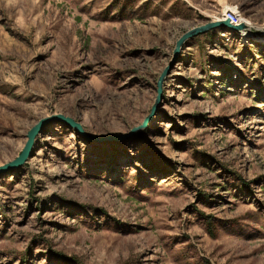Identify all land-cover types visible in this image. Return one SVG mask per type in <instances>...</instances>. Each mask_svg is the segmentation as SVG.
<instances>
[{
    "label": "rangeland",
    "instance_id": "1",
    "mask_svg": "<svg viewBox=\"0 0 264 264\" xmlns=\"http://www.w3.org/2000/svg\"><path fill=\"white\" fill-rule=\"evenodd\" d=\"M227 7L250 36L173 63ZM55 114L137 130L44 126L0 175V264H264V0H0V166Z\"/></svg>",
    "mask_w": 264,
    "mask_h": 264
},
{
    "label": "water",
    "instance_id": "2",
    "mask_svg": "<svg viewBox=\"0 0 264 264\" xmlns=\"http://www.w3.org/2000/svg\"><path fill=\"white\" fill-rule=\"evenodd\" d=\"M224 13V12H223ZM222 13V16L220 18L211 20L210 22L201 25L200 27L194 28L187 33H185L177 42V48L175 50V55H174V61L173 63L176 62V59L180 55L181 51L183 50L184 46L187 44V41L191 38H194L198 35L207 33L213 29H229L233 32H241L243 30L248 29V24L245 22L244 18L242 17L241 14V22L238 24L232 23L229 19L225 18ZM169 70L165 71L160 78L159 81V95L161 94L162 91V82L163 79L166 77L167 73ZM160 97V96H159ZM156 106L153 108L152 113L150 114L149 117L146 118L144 123L140 126V128H144L147 126V123L149 120L152 118V115L155 114ZM56 121H61L67 123L69 126L75 128L78 133H80L83 136H86L89 140L91 141H97V142H117L120 140H126L128 139L131 135H133L137 129L132 130L128 135H108V136H93L91 135L82 125L80 121H77L75 118L66 116L64 114H55L51 117L44 118L41 122H39L36 126L33 127V129L28 133V141L25 144V147L21 154L14 160L0 166V175L5 174L9 172L12 169L16 168H21L27 163V160L31 156V152L35 146L36 139L38 135L41 133L42 128L49 123H53Z\"/></svg>",
    "mask_w": 264,
    "mask_h": 264
},
{
    "label": "built area",
    "instance_id": "3",
    "mask_svg": "<svg viewBox=\"0 0 264 264\" xmlns=\"http://www.w3.org/2000/svg\"><path fill=\"white\" fill-rule=\"evenodd\" d=\"M223 15L225 18L229 19L234 24H238L241 22V14L239 10L238 12H236V11L226 9Z\"/></svg>",
    "mask_w": 264,
    "mask_h": 264
},
{
    "label": "bare ground",
    "instance_id": "4",
    "mask_svg": "<svg viewBox=\"0 0 264 264\" xmlns=\"http://www.w3.org/2000/svg\"><path fill=\"white\" fill-rule=\"evenodd\" d=\"M226 9H228V10H232V11H236L237 12V7H227ZM242 32V34H243V36L244 37H248V36H250V32H249V30L247 29V30H243V31H241ZM41 133H42V131H41ZM40 133V134H41Z\"/></svg>",
    "mask_w": 264,
    "mask_h": 264
},
{
    "label": "trees",
    "instance_id": "5",
    "mask_svg": "<svg viewBox=\"0 0 264 264\" xmlns=\"http://www.w3.org/2000/svg\"><path fill=\"white\" fill-rule=\"evenodd\" d=\"M65 257H67V256H65ZM65 259H68L67 261H70V263L79 264V260L77 258H74V257L73 258H69V257H67ZM63 262H65V261H63Z\"/></svg>",
    "mask_w": 264,
    "mask_h": 264
}]
</instances>
